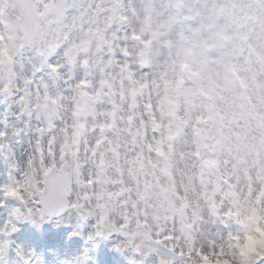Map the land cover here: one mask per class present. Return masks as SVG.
<instances>
[{"label":"clouds","instance_id":"obj_1","mask_svg":"<svg viewBox=\"0 0 264 264\" xmlns=\"http://www.w3.org/2000/svg\"><path fill=\"white\" fill-rule=\"evenodd\" d=\"M0 97L25 219L63 180L122 256L264 261V0H0Z\"/></svg>","mask_w":264,"mask_h":264},{"label":"snow or ice","instance_id":"obj_2","mask_svg":"<svg viewBox=\"0 0 264 264\" xmlns=\"http://www.w3.org/2000/svg\"><path fill=\"white\" fill-rule=\"evenodd\" d=\"M65 181L63 180H55L52 182V186L49 189L46 196H43L40 199H33L32 203L37 206V210L39 211L40 215H53L58 214L64 210L67 206L66 201L63 198V188L65 185ZM23 184H19L17 182L13 183V186L9 187L5 191L6 197H17L19 196V189L23 187ZM31 211V209L29 210ZM12 231H15L14 225L9 223L7 226V230L4 232L5 236L11 234ZM97 236H102L103 233L101 231H97ZM7 247V241L3 244H0V256L3 255L4 249ZM183 255V253H181Z\"/></svg>","mask_w":264,"mask_h":264},{"label":"rangeland","instance_id":"obj_3","mask_svg":"<svg viewBox=\"0 0 264 264\" xmlns=\"http://www.w3.org/2000/svg\"><path fill=\"white\" fill-rule=\"evenodd\" d=\"M122 239H123V237H121V236L116 237V241L122 240ZM116 241L114 240V242H116ZM144 264H155V261L151 258V259L145 261Z\"/></svg>","mask_w":264,"mask_h":264}]
</instances>
